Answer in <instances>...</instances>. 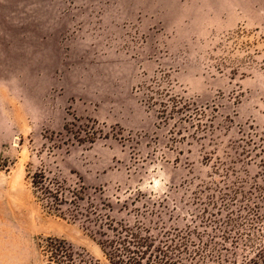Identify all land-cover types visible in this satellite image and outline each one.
Returning a JSON list of instances; mask_svg holds the SVG:
<instances>
[{
	"label": "rangeland",
	"instance_id": "rangeland-1",
	"mask_svg": "<svg viewBox=\"0 0 264 264\" xmlns=\"http://www.w3.org/2000/svg\"><path fill=\"white\" fill-rule=\"evenodd\" d=\"M263 214L264 0H0V264L240 261Z\"/></svg>",
	"mask_w": 264,
	"mask_h": 264
},
{
	"label": "trees",
	"instance_id": "trees-1",
	"mask_svg": "<svg viewBox=\"0 0 264 264\" xmlns=\"http://www.w3.org/2000/svg\"><path fill=\"white\" fill-rule=\"evenodd\" d=\"M173 108L176 112L187 111L189 107L185 101H176L173 104ZM200 109H196V114H198ZM59 191H57V194ZM59 195L55 196V200L59 201ZM258 225L261 231L264 230V214L261 217H258ZM116 227L111 231L112 235L103 233L105 235V242L103 243V248L107 250V255L109 256L110 264H140L144 255H146L149 244L147 243V237H143L136 233L126 229L127 227H121L120 229L115 230ZM110 230V229H109ZM260 231V230H259ZM264 236V234H261ZM259 239V238H258ZM258 239H249L246 240V244L249 248L254 249V257L245 256L242 260H233L225 256L220 257V261L217 264H264V243H261ZM264 242V239H263ZM70 245H68L64 240L57 238H48L45 242V249L49 253V260L56 264H61V258H68L69 264H79L76 262V259L73 257L72 253H69L68 256L65 254L68 251ZM65 254H61V253ZM67 260V259H66ZM162 264H167L163 262ZM176 264V263H169Z\"/></svg>",
	"mask_w": 264,
	"mask_h": 264
}]
</instances>
